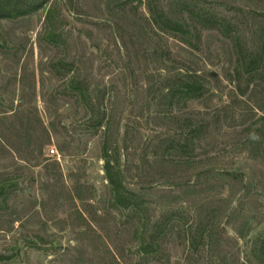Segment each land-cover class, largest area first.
I'll use <instances>...</instances> for the list:
<instances>
[{
  "label": "rangeland",
  "instance_id": "rangeland-1",
  "mask_svg": "<svg viewBox=\"0 0 264 264\" xmlns=\"http://www.w3.org/2000/svg\"><path fill=\"white\" fill-rule=\"evenodd\" d=\"M23 1L0 19V264H264V80L238 87L230 40L160 31L152 0ZM155 1L264 34V0ZM190 75L202 96H172Z\"/></svg>",
  "mask_w": 264,
  "mask_h": 264
},
{
  "label": "trees",
  "instance_id": "trees-1",
  "mask_svg": "<svg viewBox=\"0 0 264 264\" xmlns=\"http://www.w3.org/2000/svg\"><path fill=\"white\" fill-rule=\"evenodd\" d=\"M40 6L25 3L23 0H0V19H15L29 15ZM151 21L162 32L171 33L179 37L181 41L191 43L194 36L199 38V26L203 29L215 30L230 40L235 55L234 75L238 87L245 85L249 90L256 80H264V34L255 49L250 48L238 25L233 24L225 16L216 13L204 12L202 10L189 9L188 16L182 19L171 17L155 0L149 2ZM192 29L196 31L195 35ZM182 81L178 87L173 89L172 96L180 98H198L203 94V84L195 76ZM107 179L111 185L114 203L122 208H138L140 206L139 196L127 190L123 183L119 170L107 160L105 164ZM4 187L0 188V195ZM161 244L157 239L152 241H141L140 248L143 252H156Z\"/></svg>",
  "mask_w": 264,
  "mask_h": 264
}]
</instances>
